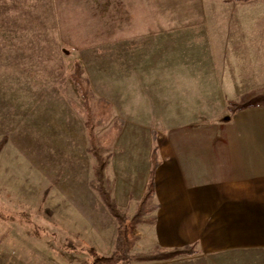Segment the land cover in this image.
I'll return each instance as SVG.
<instances>
[{
	"label": "rangeland",
	"instance_id": "1",
	"mask_svg": "<svg viewBox=\"0 0 264 264\" xmlns=\"http://www.w3.org/2000/svg\"><path fill=\"white\" fill-rule=\"evenodd\" d=\"M189 33L207 32L172 34ZM158 41L140 0H0V264H89V247L106 257L124 248L116 264L153 260L144 257L159 250L141 239L152 200L141 201L157 139L221 125L195 121L221 111L215 99L180 106L178 122L159 117L173 98L189 100L157 86L171 52ZM255 100L264 90L227 109Z\"/></svg>",
	"mask_w": 264,
	"mask_h": 264
},
{
	"label": "crops",
	"instance_id": "2",
	"mask_svg": "<svg viewBox=\"0 0 264 264\" xmlns=\"http://www.w3.org/2000/svg\"><path fill=\"white\" fill-rule=\"evenodd\" d=\"M140 3L147 30L171 51L162 54L157 86L193 101L175 97L159 117L178 122L180 106L201 99L221 108L195 120L221 124L209 134L157 139L155 221L141 239L147 251L192 252L141 264H264V101L227 109L229 101L264 90V0ZM199 27L207 33L172 34Z\"/></svg>",
	"mask_w": 264,
	"mask_h": 264
},
{
	"label": "trees",
	"instance_id": "3",
	"mask_svg": "<svg viewBox=\"0 0 264 264\" xmlns=\"http://www.w3.org/2000/svg\"><path fill=\"white\" fill-rule=\"evenodd\" d=\"M76 73V75H75ZM80 74V70H79V65L78 63L76 64V69L75 72L73 73V80L75 81V83H77L80 93L82 96H86L87 95V86H83V81H87V80H83L82 78H80L79 76ZM88 82V81H87ZM99 101L106 107L108 108L110 103L103 99V98H99ZM250 103L249 102H244L240 105H238L235 109H240V108H244L246 106H249ZM87 110H89V108L87 107ZM87 126H88V137L90 139H93V133H92V129H93V122L91 121V118L88 117L87 118ZM119 126L122 125L123 120L119 119ZM156 148V147H155ZM155 148L152 151V155H151V160H152V165H151V169H150V173H149V179L147 182V188L145 191V194L142 198V203H148L149 200H152V202H149L147 205V211H149V213H151V216L148 218V221L150 223H153L155 221V216H154V211L157 208V204L153 201L154 199V195H155V190H154V171L155 168L157 166V162L155 159ZM97 164H100V166H97L98 171L102 168V161H98ZM97 171V172H98ZM106 203L108 204L110 209H113V206L111 205V203L106 200ZM136 217H138V214L136 215ZM140 220V218H139ZM155 249L159 250L156 253L153 254H149L147 256L144 257V259H164V258H169L172 257L174 255H177L179 253H191L192 249L191 248H184V249H173V250H161L160 248L156 247ZM87 252L90 256V263L89 264H116L119 259H122L124 256L123 253H125V249L124 248H119L118 252L116 255H112L109 257L103 256L99 253L96 252V250L92 247H89L87 249Z\"/></svg>",
	"mask_w": 264,
	"mask_h": 264
}]
</instances>
